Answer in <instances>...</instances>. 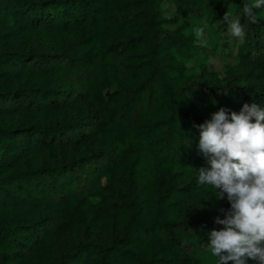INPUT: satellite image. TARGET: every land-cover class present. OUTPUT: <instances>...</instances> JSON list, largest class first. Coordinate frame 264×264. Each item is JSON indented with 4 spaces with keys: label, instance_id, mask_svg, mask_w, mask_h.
<instances>
[{
    "label": "trees",
    "instance_id": "trees-1",
    "mask_svg": "<svg viewBox=\"0 0 264 264\" xmlns=\"http://www.w3.org/2000/svg\"><path fill=\"white\" fill-rule=\"evenodd\" d=\"M248 2L0 0V264H215L194 125L264 107V9L223 35Z\"/></svg>",
    "mask_w": 264,
    "mask_h": 264
},
{
    "label": "clouds",
    "instance_id": "clouds-1",
    "mask_svg": "<svg viewBox=\"0 0 264 264\" xmlns=\"http://www.w3.org/2000/svg\"><path fill=\"white\" fill-rule=\"evenodd\" d=\"M264 9V0L244 3L240 14L227 10L222 22L227 41L245 42L246 25H255ZM206 23L193 31L198 40L205 36ZM198 151L207 167L197 170V183L210 188L216 201L230 205L221 209L224 219L215 224L221 230L209 234L207 252L215 264H246L247 260L264 264V107L244 104L239 113L221 107L200 125Z\"/></svg>",
    "mask_w": 264,
    "mask_h": 264
},
{
    "label": "rangeland",
    "instance_id": "rangeland-1",
    "mask_svg": "<svg viewBox=\"0 0 264 264\" xmlns=\"http://www.w3.org/2000/svg\"><path fill=\"white\" fill-rule=\"evenodd\" d=\"M164 7L165 8H168L170 9L169 12L171 11V9L173 8V5L172 3L170 2H165L164 3ZM207 41V37H206V34L204 36L203 39L201 40H198L199 44H205ZM239 42L237 41H231L229 42L230 46L232 47V53H235V47L236 45L238 44ZM219 47H220V43H219ZM222 53V52H221ZM219 53V51L215 52V54H211L210 57L207 59V64L209 66V69L212 70V71H217L220 76H223V72H224V65L226 63H230V64H234V57H231V58H227L226 56L224 55H219L221 54ZM226 53V52H225Z\"/></svg>",
    "mask_w": 264,
    "mask_h": 264
}]
</instances>
